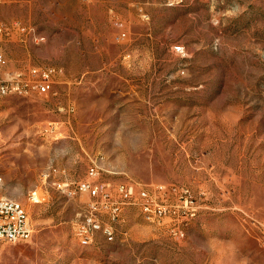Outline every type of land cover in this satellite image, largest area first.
Instances as JSON below:
<instances>
[{"label":"rangeland","instance_id":"1","mask_svg":"<svg viewBox=\"0 0 264 264\" xmlns=\"http://www.w3.org/2000/svg\"><path fill=\"white\" fill-rule=\"evenodd\" d=\"M14 21L45 39L0 38L9 68L62 72L57 96L0 104V194L34 226L0 241V264H264V0H0ZM93 161L105 179L191 186L201 212L186 236L129 207L126 235L81 245L87 196L43 172L79 180Z\"/></svg>","mask_w":264,"mask_h":264},{"label":"built area","instance_id":"2","mask_svg":"<svg viewBox=\"0 0 264 264\" xmlns=\"http://www.w3.org/2000/svg\"><path fill=\"white\" fill-rule=\"evenodd\" d=\"M176 0H166L174 6ZM14 34L23 38L42 42L45 36L32 25L21 21L10 24L0 22V38L10 39ZM125 37V33L118 39ZM176 50H183L176 46ZM62 70L55 66H29L11 69L8 60L0 48V95L15 92L21 96L41 95L57 96L55 84ZM59 137V130L50 129ZM60 167H51L43 172L46 184L52 181L63 195L74 197L87 196L85 208L75 223V231L83 241L96 243L115 242L124 220L125 210L135 207L139 212H146L154 220V227L174 238H184V228L201 212L199 198L193 188L183 183L144 182L133 178L112 180L101 176L100 166L93 161L87 169L85 178L79 180L56 179L65 176ZM3 177L0 175V186ZM45 194L47 190H43ZM34 235V226L24 205L17 199L0 194V241L20 243L30 241Z\"/></svg>","mask_w":264,"mask_h":264},{"label":"bare ground","instance_id":"3","mask_svg":"<svg viewBox=\"0 0 264 264\" xmlns=\"http://www.w3.org/2000/svg\"><path fill=\"white\" fill-rule=\"evenodd\" d=\"M8 95H19V93H15V92H4V93H2L0 95V104H1L2 100ZM65 196H68V195H65ZM142 213L144 214V218L146 217L148 220H150L151 222L154 223V220L152 219V217H148L146 212H142ZM186 230H188V229H186ZM76 236L79 239L80 244L83 245V246H89V245H92V244H96V243H88L87 241H83V238L78 236V232H76ZM184 236H186L185 235V228H184Z\"/></svg>","mask_w":264,"mask_h":264}]
</instances>
